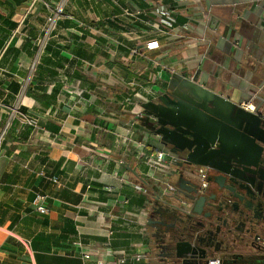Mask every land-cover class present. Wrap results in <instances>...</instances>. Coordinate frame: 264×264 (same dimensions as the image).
Listing matches in <instances>:
<instances>
[{
  "label": "crops",
  "instance_id": "crops-1",
  "mask_svg": "<svg viewBox=\"0 0 264 264\" xmlns=\"http://www.w3.org/2000/svg\"><path fill=\"white\" fill-rule=\"evenodd\" d=\"M60 1L0 0V264H160L145 221L169 181L148 190L154 173L143 163L152 150L171 152L155 133L173 127L158 120L189 140H214L205 153L218 164L226 142L229 157L256 159L264 13L251 0H66L33 66ZM158 5L172 11L174 33L143 22ZM149 41L158 46L143 49ZM17 100L35 127L10 117Z\"/></svg>",
  "mask_w": 264,
  "mask_h": 264
},
{
  "label": "flooded vegetation",
  "instance_id": "flooded-vegetation-1",
  "mask_svg": "<svg viewBox=\"0 0 264 264\" xmlns=\"http://www.w3.org/2000/svg\"><path fill=\"white\" fill-rule=\"evenodd\" d=\"M256 145V159L247 162L254 165L235 157L226 172L208 167L200 187L196 165L185 162L187 149L165 144L181 164H175L172 190L147 210V249L160 264H207L210 258L264 264V142Z\"/></svg>",
  "mask_w": 264,
  "mask_h": 264
},
{
  "label": "built area",
  "instance_id": "built-area-1",
  "mask_svg": "<svg viewBox=\"0 0 264 264\" xmlns=\"http://www.w3.org/2000/svg\"><path fill=\"white\" fill-rule=\"evenodd\" d=\"M66 0H61L56 4V7L48 14L45 20L43 32L44 35L42 39L38 42V50L35 55V59L33 61V66L35 62L38 60L42 49L45 44V39L47 35L52 32L55 27L56 23L60 17V15L63 13L64 5ZM254 4V6L259 9L260 11H264V0H251ZM125 15H132L129 11H124ZM152 16H146L143 18V22L151 29L156 30L157 32H160L163 35H168L169 32L174 33L175 32V18L170 10V8L164 6V5H158L156 6L152 11ZM182 29H185V31H190V26L185 25L182 27ZM158 44L156 41H149L142 46L143 49L150 50L155 47H157ZM142 48L133 47L129 49V52L132 55H139ZM20 100L15 101V103L9 107L10 109V117L15 118L16 115L28 126L35 127L36 121L32 116L30 117L26 112L22 111L20 109ZM244 108L252 110L253 107L251 105H248L247 103L241 104ZM8 128V123H6L2 129L0 130V141L3 140L4 135L6 134V130ZM177 160L175 154L165 151V150H152L150 153L145 154L143 158V163L146 165V167L152 171V173H164L166 175H172L174 172L171 169V165L175 163ZM206 168L207 167H199L197 169V176L199 178V184L200 187H204L206 185ZM55 182L56 180L53 179ZM164 183V192H170L172 190V184L165 181ZM45 196L43 195H36L35 197V203L36 208L40 213H45L47 211L46 207L43 205ZM78 245H80V242H77ZM92 253L87 252L83 253V258L88 259L90 258V255ZM145 256L142 254H134L131 259L134 261H139L140 259H144ZM95 264H108L106 261L101 259H96ZM117 264H127L126 258L120 257L117 260ZM207 264H221L220 260L217 258H210L207 261Z\"/></svg>",
  "mask_w": 264,
  "mask_h": 264
},
{
  "label": "water",
  "instance_id": "water-1",
  "mask_svg": "<svg viewBox=\"0 0 264 264\" xmlns=\"http://www.w3.org/2000/svg\"><path fill=\"white\" fill-rule=\"evenodd\" d=\"M212 101L217 107H221V108L224 107L225 102H226V100L224 98L219 97L217 95L212 96ZM158 123L162 127L166 126V124H169L170 126L173 127V129H166V131H168L167 133H165L164 130H157L155 135L157 137H159L160 140L164 144H167V143L171 144L174 146V148H178V149L179 148L180 149L186 148L188 151V155L185 159L186 163L202 165V166L213 168V169H216V170H219L222 172L227 171L224 169V167L229 165V163H230L229 161L231 159V157H229V155H228L230 153V150H229L230 143L229 142H226L225 144L220 146L221 150H219L217 152V154H220V156H221L218 159V162L220 161V163L218 164L217 162L212 161L213 157H211L205 153V151L209 147H212L215 145L214 140H211L210 142L204 141L201 139L200 136H197V135H193V140H189L186 137H184V134L176 132L178 124L175 123L174 121L166 123V122H161L159 119ZM218 140H219V138L217 139V141ZM201 145L204 146V149H203L204 151L201 148H199V146H201ZM202 151H203V153H202ZM171 152L174 153V150H172ZM241 160H243L242 162L246 165H254L252 163H246L244 161V159H241ZM175 164L180 165L181 163L175 162Z\"/></svg>",
  "mask_w": 264,
  "mask_h": 264
},
{
  "label": "rangeland",
  "instance_id": "rangeland-1",
  "mask_svg": "<svg viewBox=\"0 0 264 264\" xmlns=\"http://www.w3.org/2000/svg\"><path fill=\"white\" fill-rule=\"evenodd\" d=\"M262 13H264V11H261ZM5 136V135H4ZM3 141V140H2ZM196 168L198 169V167L196 166ZM171 169L173 170V172H174V170H175V163H173L172 165H171ZM164 175H166V174H164V173H161V174H157V173H154V175L153 176H150V178L148 177V180H147V188H148V190H150L151 189V187H152V185L154 184V183H156V182H158L159 181V183H160V181H161V179L164 177ZM169 182H170V184H172L173 183V181H174V179H175V177H174V174H172V175H167V178H166ZM150 197H151V199H153V198H155V196H153V194L152 195H150Z\"/></svg>",
  "mask_w": 264,
  "mask_h": 264
},
{
  "label": "trees",
  "instance_id": "trees-1",
  "mask_svg": "<svg viewBox=\"0 0 264 264\" xmlns=\"http://www.w3.org/2000/svg\"><path fill=\"white\" fill-rule=\"evenodd\" d=\"M29 94H30V96H32V98L37 99L36 96H35L34 94H33V95H32L31 93H29Z\"/></svg>",
  "mask_w": 264,
  "mask_h": 264
}]
</instances>
